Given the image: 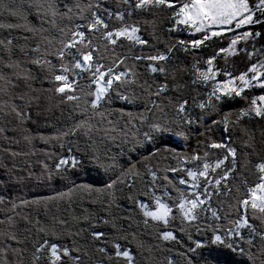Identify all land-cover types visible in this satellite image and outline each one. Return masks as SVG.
Instances as JSON below:
<instances>
[{
    "label": "snow or ice",
    "instance_id": "snow-or-ice-1",
    "mask_svg": "<svg viewBox=\"0 0 264 264\" xmlns=\"http://www.w3.org/2000/svg\"><path fill=\"white\" fill-rule=\"evenodd\" d=\"M0 264H264V0H0Z\"/></svg>",
    "mask_w": 264,
    "mask_h": 264
}]
</instances>
